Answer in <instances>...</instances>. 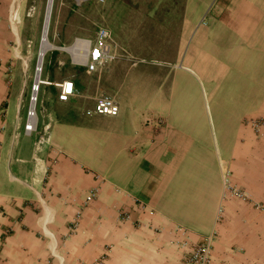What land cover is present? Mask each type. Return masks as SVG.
Returning a JSON list of instances; mask_svg holds the SVG:
<instances>
[{"label": "crops", "instance_id": "crops-1", "mask_svg": "<svg viewBox=\"0 0 264 264\" xmlns=\"http://www.w3.org/2000/svg\"><path fill=\"white\" fill-rule=\"evenodd\" d=\"M13 1L0 0V264H180L213 230L210 264H264V123H250L264 119V0L106 5L120 57L88 72L52 51L45 79L75 94L44 85L55 96L31 134ZM100 94L117 115L93 112ZM225 170L247 200L222 199Z\"/></svg>", "mask_w": 264, "mask_h": 264}, {"label": "built area", "instance_id": "built-area-1", "mask_svg": "<svg viewBox=\"0 0 264 264\" xmlns=\"http://www.w3.org/2000/svg\"><path fill=\"white\" fill-rule=\"evenodd\" d=\"M77 6H81L83 3L89 0H73ZM99 2H104V0H98ZM16 0L13 1L10 12H9V20L11 27L17 26L20 19L15 18V14L19 18V13L17 9ZM29 14V12H28ZM17 28V27H16ZM75 44H78L75 45ZM73 46L70 50H67L66 47ZM54 49V48H50ZM61 51H64L68 54L70 62L75 65H82L86 68L88 72H95L98 67L106 62L113 61L114 59L120 57L121 52H118L119 48L117 44L112 39V35L110 30L104 26L99 25L96 28L95 35L93 38L91 37H74L73 41L69 45L58 46ZM47 49L44 53L48 52ZM40 52V48H39ZM125 53V52H124ZM43 56V60H44ZM129 57V56H127ZM132 62H136L135 57H129ZM39 54L37 57L36 65H35V75L31 83L30 94L27 102L25 121L23 125L24 132L26 134H31L38 129V112H37V102H38V94L41 85H54L58 88V99L60 101H68L71 96L75 94V88L73 85V81L70 79H63L62 81H51L45 78H42V69H43V61L38 67ZM59 64H63L59 62ZM39 71L38 79L36 80V72ZM93 112L97 114H105V115H117L119 112V107L117 103L114 101L113 97L107 94H100L95 97V102L93 106ZM251 125L255 130H259L260 127L264 123V119H252L250 120ZM49 137L48 135L40 134L37 140L38 144L48 143ZM97 194V189H92L86 197V202L95 198ZM222 199L227 197H235L243 200H247L249 195L240 189L236 184H234L229 176L228 170H225L222 173ZM254 207L259 210H264V201L254 202ZM222 208L218 209V213L216 216V220H220L221 218ZM79 214V213H78ZM124 219L129 220L130 215L124 213L122 216ZM78 215L76 219L71 224V231L75 232L78 227ZM215 231H211L208 235H206L202 242L198 243L190 252V254L180 263V264H210L211 263V253L213 248V242L215 237ZM185 234V233H183ZM188 237L182 241H176L180 246H184L187 243Z\"/></svg>", "mask_w": 264, "mask_h": 264}, {"label": "rangeland", "instance_id": "rangeland-1", "mask_svg": "<svg viewBox=\"0 0 264 264\" xmlns=\"http://www.w3.org/2000/svg\"><path fill=\"white\" fill-rule=\"evenodd\" d=\"M11 1V0H10ZM125 0H104V2H99L98 0H89L83 3L78 7L76 11L68 10L66 6L67 4H73L72 0H53V9L50 18L49 30H48V40L46 48H48V52L44 56L43 60V69H42V78L49 76L48 72H53L57 68L58 64L53 62L51 67L46 64L48 60V55L53 51L63 52L58 48V46L69 45L73 41L74 37H87L85 35H78V29H81L84 34H87L93 38V32L99 25H106V27L110 30L107 25V19L101 18V13L104 11L106 16L108 14L104 9L109 10L108 6H115V10L124 3ZM19 9V22L17 24V33L19 38V43L15 44L13 42L16 40L14 34L12 35V40L10 42L11 48L17 47L15 49L16 61L24 59L26 60V68L28 80L26 82L24 99L22 103V112H25L27 99L29 98L31 83L35 75V65L37 61V57L39 54V48L41 44V34L43 32V20L44 15L46 16V3L47 0H16ZM69 11V12H68ZM29 12V14H28ZM116 13V12H115ZM65 22L64 23V16ZM106 17V18H107ZM64 23V24H63ZM65 28L66 31H65ZM63 30V31H62ZM112 39L114 40V35L110 30ZM67 34L71 36L70 39H66ZM73 36V37H72ZM64 43V44H62ZM45 48V50H46ZM54 48V49H50ZM108 64V63H107ZM62 70L68 69L67 66L61 68ZM100 67L98 68V71ZM62 72L61 74H64ZM22 76V74L20 73ZM20 84V79H16L14 82L15 87L18 88ZM55 91L50 87H45L44 85L40 86L39 94H38V102H37V112L39 113V109L41 107L42 101L45 99L44 97L48 96V101L55 96ZM27 97V98H26ZM47 104V101H46ZM40 114V113H39Z\"/></svg>", "mask_w": 264, "mask_h": 264}, {"label": "bare ground", "instance_id": "bare-ground-1", "mask_svg": "<svg viewBox=\"0 0 264 264\" xmlns=\"http://www.w3.org/2000/svg\"><path fill=\"white\" fill-rule=\"evenodd\" d=\"M52 5H53V0H47V9H46V16L44 15V20H43V32L41 34V44H40V52H39V60H38V67L40 68V65L43 61V56L45 51L48 49L46 48L47 43H49L50 41L48 40V30H49V24H50V17H51V12H52ZM15 18L19 19L17 17V14H15ZM16 27L15 25L13 26V31L14 33L16 32ZM16 34V33H15ZM16 37V36H15ZM78 46V44H75ZM50 46V43L49 45ZM73 46L70 47H66L67 50H70ZM46 48V50H45ZM38 75H39V71L36 72V80L38 79Z\"/></svg>", "mask_w": 264, "mask_h": 264}, {"label": "water", "instance_id": "water-1", "mask_svg": "<svg viewBox=\"0 0 264 264\" xmlns=\"http://www.w3.org/2000/svg\"><path fill=\"white\" fill-rule=\"evenodd\" d=\"M47 4V3H46Z\"/></svg>", "mask_w": 264, "mask_h": 264}]
</instances>
